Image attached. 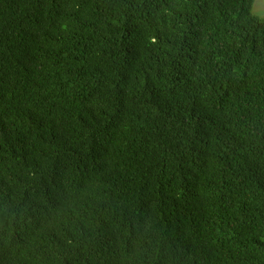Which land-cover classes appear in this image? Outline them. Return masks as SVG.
I'll list each match as a JSON object with an SVG mask.
<instances>
[{
  "label": "trees",
  "instance_id": "1",
  "mask_svg": "<svg viewBox=\"0 0 264 264\" xmlns=\"http://www.w3.org/2000/svg\"><path fill=\"white\" fill-rule=\"evenodd\" d=\"M255 0H0V264H264Z\"/></svg>",
  "mask_w": 264,
  "mask_h": 264
},
{
  "label": "rangeland",
  "instance_id": "2",
  "mask_svg": "<svg viewBox=\"0 0 264 264\" xmlns=\"http://www.w3.org/2000/svg\"><path fill=\"white\" fill-rule=\"evenodd\" d=\"M253 13L257 16H264V0H255Z\"/></svg>",
  "mask_w": 264,
  "mask_h": 264
}]
</instances>
